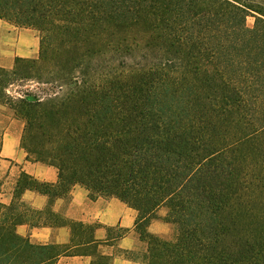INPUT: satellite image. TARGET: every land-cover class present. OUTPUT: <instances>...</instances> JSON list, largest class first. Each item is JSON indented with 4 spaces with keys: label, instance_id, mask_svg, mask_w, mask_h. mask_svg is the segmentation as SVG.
I'll list each match as a JSON object with an SVG mask.
<instances>
[{
    "label": "trees",
    "instance_id": "obj_1",
    "mask_svg": "<svg viewBox=\"0 0 264 264\" xmlns=\"http://www.w3.org/2000/svg\"><path fill=\"white\" fill-rule=\"evenodd\" d=\"M0 19L40 34L38 59L0 67V104L59 171L57 188L24 174L17 197L121 200L145 264H264V0H0ZM19 81L59 92L13 97ZM155 220L174 236L150 234ZM22 223L0 204V264H57Z\"/></svg>",
    "mask_w": 264,
    "mask_h": 264
},
{
    "label": "crops",
    "instance_id": "obj_2",
    "mask_svg": "<svg viewBox=\"0 0 264 264\" xmlns=\"http://www.w3.org/2000/svg\"><path fill=\"white\" fill-rule=\"evenodd\" d=\"M39 55L40 40L32 30L0 19V67L12 69L17 58ZM24 131L25 121L0 104V204L16 206L23 219L18 234L34 245L58 247L62 254L57 264H145L132 258L145 250L136 229L138 212L121 200H92L80 185L66 195L30 188L17 197L24 174L41 185L59 184L56 167L36 162L22 148ZM148 231L168 239L173 227L155 220Z\"/></svg>",
    "mask_w": 264,
    "mask_h": 264
},
{
    "label": "rangeland",
    "instance_id": "obj_3",
    "mask_svg": "<svg viewBox=\"0 0 264 264\" xmlns=\"http://www.w3.org/2000/svg\"><path fill=\"white\" fill-rule=\"evenodd\" d=\"M254 18L250 17L248 18V25L250 27H252L254 25ZM20 28V27H18ZM20 29H27V28H20ZM29 30H32V32H34L37 37L39 38L40 40V47H41V38H40V34L33 30V29H29ZM59 86H56L54 84H42V83H38V82H28V81H24V82H16L12 87H10L9 89V94L13 97H20V94H23L25 93L27 90H29L32 94H34V96H36L38 99L39 98H46L50 95H53L54 93H57L59 92ZM162 213H166L164 210H162L160 213H159V217L160 218H163L162 217ZM166 216V215H165ZM174 236V229H173V233L171 235L170 238H172ZM169 239V238H168Z\"/></svg>",
    "mask_w": 264,
    "mask_h": 264
}]
</instances>
